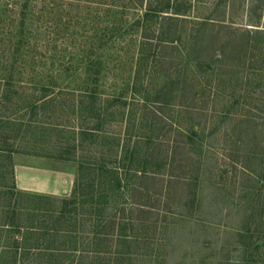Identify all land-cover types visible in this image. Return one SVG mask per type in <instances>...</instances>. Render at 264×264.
<instances>
[{
    "label": "rangeland",
    "instance_id": "1",
    "mask_svg": "<svg viewBox=\"0 0 264 264\" xmlns=\"http://www.w3.org/2000/svg\"><path fill=\"white\" fill-rule=\"evenodd\" d=\"M8 1L18 12L22 0ZM148 1L143 0V7ZM207 1L195 3L189 17H212L225 25H210L202 30L197 46L201 45L203 51L193 49L187 67L179 55L184 52V44L186 48L191 45L185 41L170 53L167 73L166 68L148 65L141 79L143 84L136 86L139 94L133 95L130 86L140 33L130 26L139 14L130 11L120 17L112 0H32L21 35L25 43L19 60L24 73L16 76L32 84L50 82L54 90H61V108L48 107L39 112V122L76 126V121L69 119L74 116L70 115L69 105L76 100L86 77V57L89 54L94 58L98 35L110 37L114 26L122 22L120 41L104 46L111 45L102 56L103 61L109 57L103 63L98 91L103 99L122 93L127 102L143 96L152 101L155 90L165 83L171 89L184 88L186 96L183 103L177 97H168L169 105L157 104L155 109L159 121L154 133L159 135L160 149L170 150L173 145L179 148L175 165L166 167L159 176L160 184H156L165 185L169 175L179 176L170 184L169 200L164 197L160 207L167 212V202L177 204L173 219H168L170 226L162 228L163 235L158 234L163 241L155 264H264V60L257 50H244L241 45L243 30L251 28L246 16L248 1L241 0L232 9L230 5L224 13H211ZM190 28H184L183 34L190 33ZM197 52L210 65L206 73L197 76L206 84L204 93L197 89L198 95L189 84L169 82L182 73L195 79L197 62L192 59ZM241 53L247 60L243 66L239 61ZM219 55L222 57L217 61ZM115 116L107 128L123 136L127 115ZM150 116L142 128L144 134L150 131ZM47 124L42 127L45 131L39 127L22 133L21 144L12 141L15 148L29 147L26 153H14L11 159L16 188L29 195L22 202L29 206L34 205L30 196L66 197L76 179L72 162H58L44 155L52 154L50 150L61 135L63 140L71 139L70 133L57 134L48 130L51 125ZM189 128L197 130L200 139L192 147L184 145L188 141L182 136ZM94 144L98 145L91 151L99 150L95 153L98 157L103 146L107 150L113 141L99 139ZM39 146L46 147L47 153ZM142 264L150 263L144 260Z\"/></svg>",
    "mask_w": 264,
    "mask_h": 264
},
{
    "label": "trees",
    "instance_id": "2",
    "mask_svg": "<svg viewBox=\"0 0 264 264\" xmlns=\"http://www.w3.org/2000/svg\"><path fill=\"white\" fill-rule=\"evenodd\" d=\"M31 1L22 0L16 12L11 2L0 0V264H142L144 260L150 264L158 263L161 255L158 250L163 241L158 234L163 235L162 228L170 226L168 219H173L177 204L167 202V212H162L160 207L164 197L169 200L170 184L179 176L169 175L165 185L156 184H160L159 176L166 167L170 169L175 165V153L179 148L173 145L170 150L160 149L159 135L154 133L159 121L155 109L157 104L169 105L168 97H177L183 103L185 89H171L165 83L155 90L152 101L143 96L127 102L122 93L103 99L98 91L103 63L109 57L103 61L102 56L111 45L104 46L123 37L124 31L119 33L120 22L114 26L110 37L98 35L99 44L92 52L94 58L89 54L86 57V77L75 104L69 105L70 115H74L69 119L76 121V126L39 122L36 119L39 112L48 107L60 109L62 104L58 100L61 90H54L50 82L32 84V81H22L16 76L24 73L23 63L19 60L25 43L21 35ZM240 1L208 0L207 5L211 13H224L228 6L232 9L234 5H240ZM247 1L246 16L251 28L243 30L241 45L244 50H257L264 60V0ZM112 2L120 17L130 11L139 14L130 26L140 33L135 74L130 86L133 95L139 94L136 86L143 84L141 79L148 65L166 68L163 71L167 73L170 53L185 41L191 45L186 48L184 44V52L179 55L187 67L191 51H203L201 45L197 46L202 30L210 25H225L224 21L212 17H189L196 8L194 4L202 3V0H149L145 7L143 0ZM188 25L190 33L184 35L183 29ZM198 52L192 59L197 62L195 79L182 73L169 81L174 85L189 84L197 95L206 89V84L197 76L210 68ZM245 55L239 56L242 66L247 61ZM252 55L254 62L255 55ZM221 57L216 56L217 61ZM116 114L127 115L123 136L107 128ZM148 115H152L148 124L150 131L144 134L141 131ZM46 124L51 125L48 130L57 134L70 133L71 139L63 140L61 135L50 150L52 154L42 153L58 162H72L76 167V179L66 197L30 196L34 205L29 206L22 203L29 195L25 196L16 188L11 165L12 155L26 153L29 147L18 145L15 148L12 141L21 144L22 133L35 131ZM182 136L188 141L184 145L190 147L200 140L194 128H189ZM99 139H110L115 147L112 144L105 150L103 146L95 157L99 150L91 149L98 145L94 143ZM39 148L47 153L46 147Z\"/></svg>",
    "mask_w": 264,
    "mask_h": 264
}]
</instances>
